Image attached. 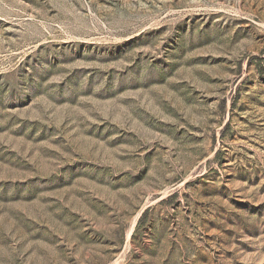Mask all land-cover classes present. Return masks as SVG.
Instances as JSON below:
<instances>
[{"label": "rangeland", "instance_id": "obj_1", "mask_svg": "<svg viewBox=\"0 0 264 264\" xmlns=\"http://www.w3.org/2000/svg\"><path fill=\"white\" fill-rule=\"evenodd\" d=\"M0 264H264V0H0Z\"/></svg>", "mask_w": 264, "mask_h": 264}, {"label": "trees", "instance_id": "obj_2", "mask_svg": "<svg viewBox=\"0 0 264 264\" xmlns=\"http://www.w3.org/2000/svg\"><path fill=\"white\" fill-rule=\"evenodd\" d=\"M144 215H145V213H144Z\"/></svg>", "mask_w": 264, "mask_h": 264}]
</instances>
